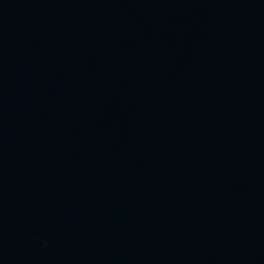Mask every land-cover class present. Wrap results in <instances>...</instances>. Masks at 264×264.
<instances>
[{
  "label": "water",
  "instance_id": "1",
  "mask_svg": "<svg viewBox=\"0 0 264 264\" xmlns=\"http://www.w3.org/2000/svg\"><path fill=\"white\" fill-rule=\"evenodd\" d=\"M0 264H264V0H0Z\"/></svg>",
  "mask_w": 264,
  "mask_h": 264
}]
</instances>
